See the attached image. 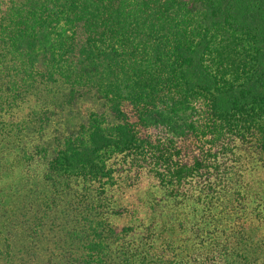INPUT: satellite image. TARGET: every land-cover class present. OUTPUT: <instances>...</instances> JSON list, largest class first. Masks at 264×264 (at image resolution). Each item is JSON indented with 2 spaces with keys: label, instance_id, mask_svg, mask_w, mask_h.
Masks as SVG:
<instances>
[{
  "label": "trees",
  "instance_id": "16d2710c",
  "mask_svg": "<svg viewBox=\"0 0 264 264\" xmlns=\"http://www.w3.org/2000/svg\"><path fill=\"white\" fill-rule=\"evenodd\" d=\"M40 85L50 101L25 121ZM87 96L106 111L55 144L23 139ZM11 144L44 168L33 211L0 217V264H264L245 192L264 164V0H0V151ZM147 188L159 195L134 197Z\"/></svg>",
  "mask_w": 264,
  "mask_h": 264
},
{
  "label": "rangeland",
  "instance_id": "374dc122",
  "mask_svg": "<svg viewBox=\"0 0 264 264\" xmlns=\"http://www.w3.org/2000/svg\"><path fill=\"white\" fill-rule=\"evenodd\" d=\"M41 86V85H40ZM45 87L41 86L35 92L34 96H27L21 104L22 110H20V115L26 121V111H30L31 108L34 107L33 104L35 103V99H38L42 103H46L43 101H50V98L47 97L46 93L43 92L41 94H37L41 91V89ZM53 91H57L61 98L62 94L65 92V86L60 85L59 83L52 85L49 87ZM43 99V100H41ZM38 101V102H39ZM31 106L30 109H27ZM89 107H93L95 111L104 112L106 111V107L101 102L97 101L95 98L92 97H85L82 101L75 102L74 105L72 104L67 110L70 109L68 112L66 110L65 113H69V115L65 118L57 112L58 110L55 109L56 115L52 116L53 121L51 122V126H46L42 130L37 128L40 125V121L38 120V116L32 118L27 124H30L34 128L31 129V133L24 130L23 131V139L27 141H38L39 138L46 141H50V143H57L55 139H61L62 135L68 134L72 130L75 125L83 121L85 117V112ZM43 111V110H42ZM45 112H49L50 110L45 109ZM59 116V117H58ZM57 118V119H56ZM62 123L59 126L57 121ZM43 125V120H42ZM69 128V130H67ZM27 137V138H26ZM14 141L16 142V138L12 136ZM53 145V144H52ZM22 152L14 150L11 146L8 148L1 149L0 151V217L6 223L12 221L14 217L11 215L15 212H26L27 210L33 211L32 206H30L29 197L28 195H34L30 193L31 188L35 186L32 185V181L35 180L40 184V179L43 173V162L37 164L36 162H26L22 157ZM19 160L22 162H19ZM31 163V164H30ZM249 180H248V187L246 188L245 192L250 197L251 200L254 201L252 204L253 208V215H254V223L258 224L259 220L263 218L264 220V164L257 165L256 168L250 170L248 172ZM75 188L72 191L71 196L75 195L77 200L78 197H82L86 195L85 191L83 190L81 184H74ZM153 195H159L157 190H152L151 188L147 189H140L134 197L139 199L142 198L143 202H149V198ZM73 201V200H72ZM74 203V202H73ZM31 207V209L29 208ZM52 214V213H51ZM50 217V216H49ZM48 217V218H49ZM13 230L11 231L9 237L11 238L10 243L14 247L16 244L17 246H21L22 239H24V231L22 227L16 226L15 228L12 227ZM45 239L36 242L37 246V254L39 258H46V253L48 251V247L52 245L55 236H51L50 232L45 230ZM57 239V238H56ZM38 257V256H37Z\"/></svg>",
  "mask_w": 264,
  "mask_h": 264
}]
</instances>
